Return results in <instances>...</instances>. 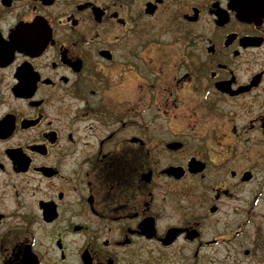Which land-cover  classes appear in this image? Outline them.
I'll return each mask as SVG.
<instances>
[{"label":"flooded vegetation","instance_id":"1","mask_svg":"<svg viewBox=\"0 0 264 264\" xmlns=\"http://www.w3.org/2000/svg\"><path fill=\"white\" fill-rule=\"evenodd\" d=\"M0 264H264V0H0Z\"/></svg>","mask_w":264,"mask_h":264}]
</instances>
